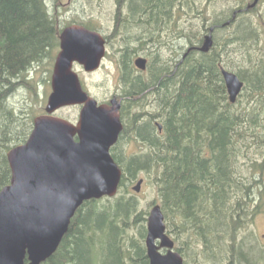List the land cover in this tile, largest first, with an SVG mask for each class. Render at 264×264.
<instances>
[{
    "label": "trees",
    "instance_id": "16d2710c",
    "mask_svg": "<svg viewBox=\"0 0 264 264\" xmlns=\"http://www.w3.org/2000/svg\"><path fill=\"white\" fill-rule=\"evenodd\" d=\"M202 1L125 0L126 29L143 32L149 60L145 79L129 67L121 74L128 100L120 108L123 130L110 149L122 169L119 188L113 197L84 201L42 264H149L148 209L129 191L140 178L155 186L166 231L184 264L186 250L193 248L210 264H254L259 250L250 236L239 235L260 212L255 201L264 196V158L253 161L247 143H264V9L258 3L247 9L253 0H233L211 16ZM48 4L0 0V190L10 182L7 151L25 142L32 129V116L18 113L8 98L31 81L33 66H52L59 46L61 10L56 0ZM180 12L201 19L199 34L194 27L190 36L177 25ZM171 28L184 44L164 57L173 45L160 32ZM210 28L213 43L202 52ZM127 57L121 58L124 66ZM221 67L244 82L235 103ZM125 136L140 144L138 152L120 149ZM240 158L250 162L241 164Z\"/></svg>",
    "mask_w": 264,
    "mask_h": 264
},
{
    "label": "water",
    "instance_id": "95a60500",
    "mask_svg": "<svg viewBox=\"0 0 264 264\" xmlns=\"http://www.w3.org/2000/svg\"><path fill=\"white\" fill-rule=\"evenodd\" d=\"M211 31L198 48L202 52L212 46ZM59 47L45 112L33 118L26 141L6 154L11 176L0 190V264H42L58 248L82 203L115 196L122 177L110 151L123 130L120 103L116 98L99 103L73 69V63L85 72L98 69L103 39L88 28L70 25L62 29ZM135 65L145 69L146 59L137 58ZM221 74L228 99L235 103L244 82L232 70L221 67ZM77 105L76 123L55 114ZM142 182L140 178L132 189L139 192ZM144 244L149 264H184L166 232L160 204L148 210Z\"/></svg>",
    "mask_w": 264,
    "mask_h": 264
},
{
    "label": "rangeland",
    "instance_id": "374dc122",
    "mask_svg": "<svg viewBox=\"0 0 264 264\" xmlns=\"http://www.w3.org/2000/svg\"><path fill=\"white\" fill-rule=\"evenodd\" d=\"M50 8L53 6L54 0H45ZM58 1V7H60V20L61 24L64 27L73 21H87L94 20L98 23L110 20L115 18L114 11L115 5H117L116 0H56ZM118 1V0H117ZM201 1V0H200ZM228 1L232 2L233 0H203V7L208 11V15H213V12H219L227 6ZM123 2V0H122ZM121 3L122 6L125 4ZM233 3V2H232ZM231 3V4H232ZM259 10L264 9V0H259L258 2ZM51 11V10H50ZM185 15V16H184ZM181 17V18H180ZM193 16H188L183 12H180L178 18L180 22H177L178 26H183L184 31L188 32L190 36H194V32L192 31L194 27L196 28L195 32L199 34V28L201 26V19H193ZM212 18V17H210ZM210 21L206 22L209 24ZM198 27V28H197ZM178 39L174 37V41L171 42L173 45L170 49L163 50V56H168L169 54H173L175 48L179 45H183V42H179ZM56 54V53H55ZM110 56L106 57L105 62L103 63L100 70L95 73L85 72L83 68H79L74 66V70L77 72L81 83L84 89L95 99L102 100L106 96L108 97L112 92L119 88L121 82L118 79L117 68L114 61V57H112L113 53L109 54ZM55 58V57H54ZM54 63V60H53ZM50 63L43 62L41 65L33 66L31 68L30 73L27 77L31 80L25 82L24 85H20L19 88L15 91V93L8 98V102L10 105L16 109L19 113L22 111L23 115L32 116V120L36 115L44 113V107L46 104L47 96L51 91L50 79L52 73V67ZM51 69V72H49ZM48 75L50 78L48 79ZM244 100V99H242ZM243 102V101H242ZM80 105L77 106H67L58 109L55 114L57 116L66 118L73 123H76L78 119ZM264 118V110L261 114ZM247 143L250 144L248 148V154L250 158L254 161L255 159L259 162H263L264 154H259L258 148L264 150V143H256L252 142L250 139ZM259 145V146H258ZM120 149L124 150L125 153H136L140 150V144L134 139H127V136L123 137L122 142L120 144ZM244 150V147H242ZM256 149V150H255ZM240 162L245 161V163L250 162L249 159H241ZM242 170L246 173L245 165H242ZM247 174V173H246ZM136 184L133 183L129 187L130 193H133L137 196V201L141 209H150L153 204H159L158 194L155 186L152 183L146 182L143 180L140 191L135 192L132 187ZM150 206L148 205L151 203ZM259 205L260 212L257 213L250 227L245 230L241 235H239V239L245 238L246 236H250L251 241L254 242L255 246L259 250L257 253L254 264H264V196L259 200L255 201ZM147 217V216H146ZM146 224V223H145ZM177 244V243H176ZM197 249H189L186 250V260L187 264H210L205 259L201 258Z\"/></svg>",
    "mask_w": 264,
    "mask_h": 264
},
{
    "label": "flooded vegetation",
    "instance_id": "af4514ba",
    "mask_svg": "<svg viewBox=\"0 0 264 264\" xmlns=\"http://www.w3.org/2000/svg\"><path fill=\"white\" fill-rule=\"evenodd\" d=\"M123 8L127 9V4H124V6L121 5V11H119L118 6L115 5V11H114L115 18H112L104 22L98 23L94 20L73 21L64 26L66 27L70 25H78V26L88 28L86 26V24L88 23L89 25H91L90 28L88 29L99 33L100 36L102 37L103 43H104V56L101 59L99 68L90 73H95L98 70H100L103 63L105 62L104 60H106V57L110 56L109 55L110 53L111 54L113 53L112 57H114V61H115L116 68H117V75H118L119 81L121 82V85L119 86L118 89L112 92L108 97L106 96L104 99L97 100V101L99 103H102V102L108 103L112 98H116L117 101H119L120 103V108L122 107L123 103H125L128 100V95L125 94L124 92L125 88H124L123 81L121 78V74L124 72V69L129 67L131 74L133 75L139 74L143 79H145V77L147 76V65H148V60H149L148 58L149 56L146 52V48L143 45V42H144L143 32L142 33L136 32L135 29L132 27V25H131V28L126 29L125 22L129 23V21L126 18H123L126 12V10L124 12L122 11ZM117 10L120 12L118 15L119 18L116 17L118 14L116 13ZM171 16L173 17V19H175V16H176L175 11L171 13ZM170 21H171V18H170ZM160 34L162 35V39H164L165 41H169L170 43L174 41L175 35H174L172 28L169 29L168 33L163 31V32H160ZM136 38H138V40H136ZM189 48L191 49L195 47H188V49ZM59 49L60 47L58 46L56 54L59 51ZM126 56H128L127 58L129 59V65L124 66L122 64L121 58L126 57ZM139 57H143L146 59V67L143 70L137 68L135 65V60ZM74 66L79 67L81 69L83 68L81 65L77 63H73V68Z\"/></svg>",
    "mask_w": 264,
    "mask_h": 264
}]
</instances>
